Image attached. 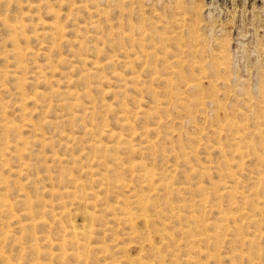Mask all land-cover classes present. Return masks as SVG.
Returning <instances> with one entry per match:
<instances>
[{"label": "rangeland", "instance_id": "374dc122", "mask_svg": "<svg viewBox=\"0 0 264 264\" xmlns=\"http://www.w3.org/2000/svg\"><path fill=\"white\" fill-rule=\"evenodd\" d=\"M0 264H264V0H0Z\"/></svg>", "mask_w": 264, "mask_h": 264}, {"label": "bare ground", "instance_id": "6f19581e", "mask_svg": "<svg viewBox=\"0 0 264 264\" xmlns=\"http://www.w3.org/2000/svg\"><path fill=\"white\" fill-rule=\"evenodd\" d=\"M131 216V215H130ZM164 219V218H163ZM79 233V232H78ZM77 237V236H76Z\"/></svg>", "mask_w": 264, "mask_h": 264}]
</instances>
